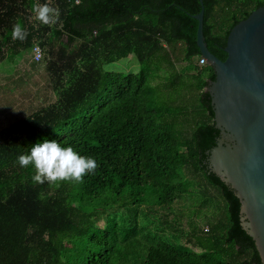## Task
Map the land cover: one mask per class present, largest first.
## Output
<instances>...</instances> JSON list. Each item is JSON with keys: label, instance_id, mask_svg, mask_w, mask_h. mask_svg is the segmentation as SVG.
Returning a JSON list of instances; mask_svg holds the SVG:
<instances>
[{"label": "trees", "instance_id": "obj_1", "mask_svg": "<svg viewBox=\"0 0 264 264\" xmlns=\"http://www.w3.org/2000/svg\"><path fill=\"white\" fill-rule=\"evenodd\" d=\"M50 2L60 9L56 25L30 19L34 5ZM203 4L206 42L224 60L231 28L264 0ZM201 7L200 0H0V62L8 50L32 55L35 43L46 46L40 62L56 95L0 129V264H263L242 225L240 198L209 165L221 131L206 90L214 69L195 61L193 15ZM17 22L29 32L24 42L11 39ZM179 43L187 64L160 74L163 62L174 67L167 47ZM132 55L137 72L104 68ZM190 71L205 110L199 121L159 91ZM45 140L94 158L95 174L83 183L34 184V167L21 168L17 158ZM202 181L226 202L228 222L221 217L183 245L177 207L203 197Z\"/></svg>", "mask_w": 264, "mask_h": 264}, {"label": "water", "instance_id": "obj_2", "mask_svg": "<svg viewBox=\"0 0 264 264\" xmlns=\"http://www.w3.org/2000/svg\"><path fill=\"white\" fill-rule=\"evenodd\" d=\"M198 20L197 44L215 72L206 90L221 135L209 153L210 168L235 189L242 225L254 238L264 264V5L231 28L223 60L208 47L205 7Z\"/></svg>", "mask_w": 264, "mask_h": 264}, {"label": "rangeland", "instance_id": "obj_3", "mask_svg": "<svg viewBox=\"0 0 264 264\" xmlns=\"http://www.w3.org/2000/svg\"><path fill=\"white\" fill-rule=\"evenodd\" d=\"M50 4L53 5V2ZM182 48L183 44L180 43L173 51L167 47L174 67L168 62H163V67L158 71L160 74L168 76L169 71L179 73L180 69L187 64L183 59ZM44 51L46 56V46ZM8 52L10 55L6 56L5 60L1 61L2 63L0 62L2 70L0 72V129L56 99L44 61L35 63L29 49L20 51L18 54H12L11 50ZM195 61H197V57ZM104 68L109 71L137 72L140 63L132 55L107 63ZM193 73L195 72H185L184 80H180V82L175 81L174 83L169 80L167 83H161L159 91L165 96L163 99L166 104L172 103L174 106L181 105L189 108V111L196 115L199 121L203 120L205 110L201 104L200 90L196 85L193 86V82H195ZM166 86L169 88H164ZM180 95H183L182 98ZM175 97L179 98L176 100ZM198 188L204 193L203 197L202 194L198 197H189L177 207L180 222L176 223L175 227L177 229L180 227V242L183 245H190V243L192 245L190 241H193L194 245V233L206 232L209 225L221 217H223V225L228 222L226 202L218 194L216 188L204 181L200 183ZM172 215L165 213L164 217H169V220H172ZM191 221L199 226L197 231ZM171 224L174 226L173 223ZM222 229L221 227L218 232L221 233ZM166 232L173 233L176 231L168 227Z\"/></svg>", "mask_w": 264, "mask_h": 264}, {"label": "clouds", "instance_id": "obj_4", "mask_svg": "<svg viewBox=\"0 0 264 264\" xmlns=\"http://www.w3.org/2000/svg\"><path fill=\"white\" fill-rule=\"evenodd\" d=\"M80 0H76L78 4ZM30 19L38 21L41 25H56L60 18V9L50 3L36 4ZM29 32L19 22L13 24L11 39L24 42ZM42 50L34 49V58L37 62L43 59ZM17 163L21 168L33 166L35 174L32 176L34 184H57L59 182L83 183L85 176L95 174L99 164L94 158L79 155L71 146L62 147L56 141L37 143L28 154L18 156Z\"/></svg>", "mask_w": 264, "mask_h": 264}, {"label": "built area", "instance_id": "obj_5", "mask_svg": "<svg viewBox=\"0 0 264 264\" xmlns=\"http://www.w3.org/2000/svg\"><path fill=\"white\" fill-rule=\"evenodd\" d=\"M37 47H39L42 50L43 54H44L43 47L39 43H35L34 46H33V49H32V59L35 62H37V61L34 58V49L37 48ZM197 63H198L199 66H204V65L207 64V60H206V58L201 56L200 58L197 59Z\"/></svg>", "mask_w": 264, "mask_h": 264}, {"label": "crops", "instance_id": "obj_6", "mask_svg": "<svg viewBox=\"0 0 264 264\" xmlns=\"http://www.w3.org/2000/svg\"><path fill=\"white\" fill-rule=\"evenodd\" d=\"M30 55H31V53H30ZM1 63H2V62H1ZM0 72H2L1 68H0Z\"/></svg>", "mask_w": 264, "mask_h": 264}]
</instances>
